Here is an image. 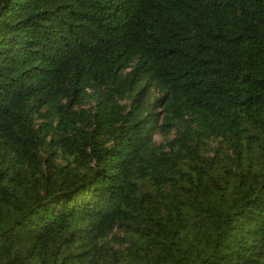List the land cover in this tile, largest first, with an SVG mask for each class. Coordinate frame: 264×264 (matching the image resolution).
<instances>
[{
    "label": "trees",
    "instance_id": "obj_1",
    "mask_svg": "<svg viewBox=\"0 0 264 264\" xmlns=\"http://www.w3.org/2000/svg\"><path fill=\"white\" fill-rule=\"evenodd\" d=\"M0 264H264V0H0Z\"/></svg>",
    "mask_w": 264,
    "mask_h": 264
}]
</instances>
